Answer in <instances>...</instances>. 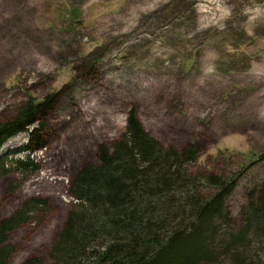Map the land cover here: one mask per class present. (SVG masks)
Returning a JSON list of instances; mask_svg holds the SVG:
<instances>
[{
  "label": "rangeland",
  "instance_id": "1",
  "mask_svg": "<svg viewBox=\"0 0 264 264\" xmlns=\"http://www.w3.org/2000/svg\"><path fill=\"white\" fill-rule=\"evenodd\" d=\"M52 94L39 171L11 165L27 133L0 149V232L40 200L0 237L6 264H57L73 177L121 137L133 108L165 147L196 146L191 174H230L264 151V0H0V121ZM261 181L264 165L239 181L229 201L237 223Z\"/></svg>",
  "mask_w": 264,
  "mask_h": 264
},
{
  "label": "trees",
  "instance_id": "2",
  "mask_svg": "<svg viewBox=\"0 0 264 264\" xmlns=\"http://www.w3.org/2000/svg\"><path fill=\"white\" fill-rule=\"evenodd\" d=\"M57 96H30L13 117L0 121V149L28 134V144L9 153L25 154L11 160L24 173L40 169L33 156L48 146L47 119ZM97 156V164L73 177L75 203L51 247L57 264H264V181L248 190L239 223L229 206L244 175L264 165V151L244 156L230 174H191L189 167L200 158L196 146L165 147L133 108L121 137L100 145ZM6 159L0 155L3 170ZM37 202L5 222L0 237L8 227L27 223L23 211ZM6 260L7 250L0 249V264Z\"/></svg>",
  "mask_w": 264,
  "mask_h": 264
}]
</instances>
